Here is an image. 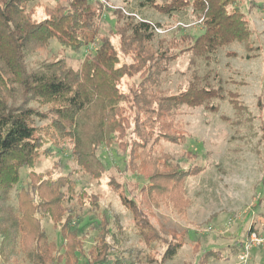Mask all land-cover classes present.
Instances as JSON below:
<instances>
[{
  "label": "trees",
  "instance_id": "obj_1",
  "mask_svg": "<svg viewBox=\"0 0 264 264\" xmlns=\"http://www.w3.org/2000/svg\"><path fill=\"white\" fill-rule=\"evenodd\" d=\"M38 1L0 0V256L7 257L19 244L32 264H55L61 260L64 264H76L78 254H84L88 264H117L109 252L106 229L99 230L95 244L83 250L81 216L72 206L63 205V201H68L66 194L71 198L74 188L69 175L30 172L27 186L16 193V209L3 205L19 180L20 168L32 166L41 154L52 152V146L43 145L47 141L45 132L53 130L71 139L74 158L83 173L99 179L106 168L98 149L125 136L126 119L131 113L146 121L143 124L147 128L146 136L139 143L141 146H145L150 135L154 137L153 144L163 139L181 141V123L175 120L181 107L204 106L216 110L218 105L211 103V99H223V87L210 83L209 73H199L196 65L187 86L166 93L161 88L163 74L170 62L184 52L190 53L195 65L197 60L209 61L219 49L234 42L251 51L250 21L238 8V0H162L160 3L138 0V6L151 7L170 16L191 6L202 31L158 37L155 29L162 24L143 17L135 19L120 9L113 35L119 36L121 51L131 57L130 62L121 60L109 35H103L92 56L84 59L78 70L57 55L30 66L27 56L45 48L52 38L61 48L73 51L94 42L96 19L102 15L100 4L64 0L57 1L53 8L43 6L45 16L35 19L33 8ZM32 2L35 4L31 6ZM137 73L142 79L131 88L132 92L121 91L120 78ZM226 94L236 109V123L238 118L248 119L240 116L247 111L238 101V94L235 91ZM42 120L47 123L37 126ZM157 163L168 167L156 168ZM147 164L154 168L150 174L142 171L149 180L138 192L148 200L160 194L180 198L185 176L199 168H172L166 157L161 162L146 158L143 166ZM119 194L123 204L135 206L133 198L124 192ZM78 196L80 207L85 204L83 197L89 204L93 203L92 207L99 205L96 195L80 190ZM39 214L49 216L53 226L59 227L60 246L48 240ZM133 217L141 233L149 229V234L156 236V230L144 222L141 213L135 210ZM102 223L108 227L107 220ZM95 228H99V222ZM177 247L178 242L170 241L163 259L172 257Z\"/></svg>",
  "mask_w": 264,
  "mask_h": 264
},
{
  "label": "rangeland",
  "instance_id": "obj_2",
  "mask_svg": "<svg viewBox=\"0 0 264 264\" xmlns=\"http://www.w3.org/2000/svg\"><path fill=\"white\" fill-rule=\"evenodd\" d=\"M57 1L64 0L30 3L31 6L35 4L34 18L42 19L45 16L43 6L53 8ZM89 1L100 4L102 8L101 17L96 19L95 41L73 51L61 48L52 38L45 48L27 56L30 66H37L42 60L57 55L64 57L69 67L78 70L84 59L92 56L103 35H109L120 59L130 62L131 57L121 51L119 36L113 35L120 9L125 14L134 15L135 19L143 17L162 24L155 29L158 37L168 38L187 32L199 34L202 31L200 20L194 17L191 6L170 16L151 7L138 6V0ZM237 6L250 21L253 31L251 51L234 42L219 49L209 61L197 60L195 65L191 62L190 53L184 52L170 62L169 69L162 76V90L175 92L177 88L187 86L191 71L197 65L199 73H209L210 83L223 87L224 98L211 99V103L218 105L216 110L204 106L181 107V112L175 117L181 123V141L163 139L153 144L154 137L150 135L145 146H141L139 143L146 136L147 128L143 125L146 121L143 122L144 118L139 114L131 113L126 119L125 136L108 143L109 146L102 144L99 147L98 154L106 172L95 179L80 169L68 136L53 130L46 131L47 141L43 147L52 146V152L41 154L32 166L20 168L19 180L2 204L16 209V193L27 186L30 172L69 175L74 188L71 198L66 194L68 201H63V205L72 206L74 212L81 216L79 226L83 233L84 251L95 244L98 231L106 229L109 252L117 264H264V242L244 251L250 230L264 236V0H238ZM141 79L138 73L125 74L119 80V89L132 92L131 88ZM227 91L238 94V101L247 111L240 116H248V119L238 118L236 123L237 112ZM45 123L47 120L38 121L37 126ZM165 157L172 168H199L194 170V174L185 176L180 198L171 199L165 194L149 200L141 197L139 188L148 183L146 175L154 168L150 164L143 166L144 160L151 158L161 162ZM160 166L168 167L164 163L156 164V168L161 169ZM80 190L86 191L87 195H96L98 207H92L93 203L89 204L86 197L82 198L85 204L80 207ZM120 192L133 198L135 206L123 204ZM135 210L141 213L146 224L156 230V236L150 235L149 229L142 233L139 231L133 217ZM38 217L48 240L60 246L59 227H54L47 215L39 214ZM104 220L108 222L107 228L102 223ZM97 222L98 229L95 228ZM170 241L178 242V247L172 257L163 259V252ZM243 252L247 257L241 258ZM0 264L32 263L16 244L7 257L0 256ZM55 264L64 262L61 260ZM76 264H88L84 254H78Z\"/></svg>",
  "mask_w": 264,
  "mask_h": 264
},
{
  "label": "built area",
  "instance_id": "obj_3",
  "mask_svg": "<svg viewBox=\"0 0 264 264\" xmlns=\"http://www.w3.org/2000/svg\"><path fill=\"white\" fill-rule=\"evenodd\" d=\"M158 29V28H157ZM264 242V236H261L260 234H258L257 232H255L254 230L250 231L248 233V237H247V243H245L244 245V251L247 252V250L249 249V247H252L254 245H259L261 243ZM248 248H247V247ZM246 252H243L241 254V258L243 257H247V253Z\"/></svg>",
  "mask_w": 264,
  "mask_h": 264
}]
</instances>
